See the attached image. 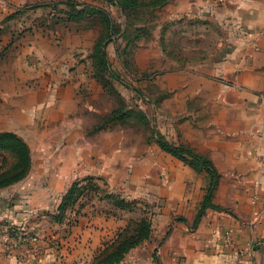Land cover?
<instances>
[{"label":"rangeland","instance_id":"rangeland-1","mask_svg":"<svg viewBox=\"0 0 264 264\" xmlns=\"http://www.w3.org/2000/svg\"><path fill=\"white\" fill-rule=\"evenodd\" d=\"M70 1L12 6L0 0V181L23 175L0 190L38 174L32 186L48 191L51 206L41 211L38 229L65 225L54 238L75 227L87 208L126 222L85 264L103 255L132 264L131 254L151 242L154 230L149 217L131 213L141 209L144 193L157 199L161 165L177 158L170 149L197 153L193 144L207 138L264 141V86L244 84L256 77L261 83L260 47L252 38L240 56L221 43L218 26H162L164 8L176 0L143 16H128L108 0H74L107 13L80 21L68 20ZM154 1L163 0L148 3ZM229 31L244 41L250 34L233 24ZM240 112L248 126L263 130L199 134L188 128L239 125ZM54 238L46 243L59 257Z\"/></svg>","mask_w":264,"mask_h":264},{"label":"crops","instance_id":"crops-1","mask_svg":"<svg viewBox=\"0 0 264 264\" xmlns=\"http://www.w3.org/2000/svg\"><path fill=\"white\" fill-rule=\"evenodd\" d=\"M24 1L7 0V3L21 6ZM45 2L48 4L49 0ZM164 12L162 26L181 21L199 23L206 29L218 26L226 39L222 38L221 43L225 42L240 56L251 45L250 39L257 38L258 65L264 67V0H176ZM229 24L247 28L248 39L241 40L236 31L232 38ZM223 49V53L230 54L227 47ZM260 79L261 83L258 77L255 81L245 79L244 84L257 90L264 86V72H260ZM239 114L242 119L239 125L188 128L199 134L222 130L225 134L245 135L263 130L261 126H248L246 113ZM209 139L193 147L198 154L208 157L221 175L213 199L220 210L208 208L195 225L209 176L178 158H171L169 165H161L164 168L157 182V199L152 200L144 193L141 209L131 213L133 219L149 217L154 230L151 242L131 254L136 258L132 264H264V141L247 142L245 136L233 142L229 138L216 142ZM38 178V174H32L25 181L0 190V264H85L126 224L87 208L79 223L66 234L58 233L54 238L55 230L65 225H50L44 233L38 229L40 213L51 206L46 205L48 191L32 186ZM10 189L16 197L11 196ZM49 237L60 240L59 257L46 243ZM39 249L42 255L33 258L32 254Z\"/></svg>","mask_w":264,"mask_h":264},{"label":"trees","instance_id":"trees-1","mask_svg":"<svg viewBox=\"0 0 264 264\" xmlns=\"http://www.w3.org/2000/svg\"><path fill=\"white\" fill-rule=\"evenodd\" d=\"M108 1H112L118 4L128 14V16H143L144 14H146V12L148 15L155 14L158 8L165 5L170 0H163L162 2L154 1L152 3H148L150 0H147V2L145 0H144L145 2L143 0H108ZM68 5L71 8L68 20L71 21H80L86 16H99L101 18H104L107 15L106 12L100 9L91 7L86 4L84 5L78 4L74 0L70 1ZM170 152H172L173 155H175L177 158L181 159V161L188 162L187 164H189L196 171L206 172L209 176V183L206 189V196L204 198L202 207L195 222V225H197L201 220V218L204 216L208 208L220 210L218 207H216L213 204V199H214L215 191L219 185L221 175L218 173L217 169L214 167L213 162L208 157L197 154L193 150L183 151L179 149H170ZM22 177L23 175L13 177L8 182L0 181V189L6 187L5 185H9L13 181L20 180ZM143 229H145V231L148 232L149 224L147 223V221L143 223ZM133 232H135V230L132 231V235H134ZM97 264H120V260L109 261V259H106V256L103 255V257L102 258L100 257V259L97 261Z\"/></svg>","mask_w":264,"mask_h":264}]
</instances>
